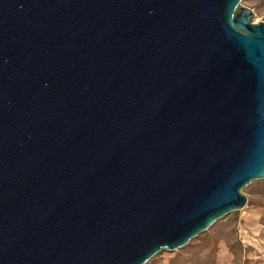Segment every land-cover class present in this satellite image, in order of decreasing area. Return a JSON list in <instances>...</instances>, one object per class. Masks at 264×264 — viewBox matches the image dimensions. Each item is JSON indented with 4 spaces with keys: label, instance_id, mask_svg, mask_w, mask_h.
<instances>
[{
    "label": "water",
    "instance_id": "obj_1",
    "mask_svg": "<svg viewBox=\"0 0 264 264\" xmlns=\"http://www.w3.org/2000/svg\"><path fill=\"white\" fill-rule=\"evenodd\" d=\"M243 0H0V264H145L264 179V21Z\"/></svg>",
    "mask_w": 264,
    "mask_h": 264
},
{
    "label": "rangeland",
    "instance_id": "obj_2",
    "mask_svg": "<svg viewBox=\"0 0 264 264\" xmlns=\"http://www.w3.org/2000/svg\"><path fill=\"white\" fill-rule=\"evenodd\" d=\"M253 21H264V0H243ZM248 202L177 250H163L145 264H264V179L243 189Z\"/></svg>",
    "mask_w": 264,
    "mask_h": 264
}]
</instances>
